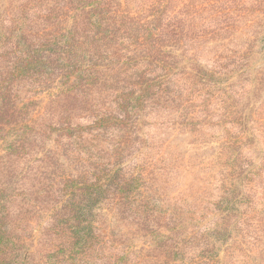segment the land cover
<instances>
[{"label": "rangeland", "instance_id": "1", "mask_svg": "<svg viewBox=\"0 0 264 264\" xmlns=\"http://www.w3.org/2000/svg\"><path fill=\"white\" fill-rule=\"evenodd\" d=\"M0 264H264V0H0Z\"/></svg>", "mask_w": 264, "mask_h": 264}, {"label": "trees", "instance_id": "2", "mask_svg": "<svg viewBox=\"0 0 264 264\" xmlns=\"http://www.w3.org/2000/svg\"><path fill=\"white\" fill-rule=\"evenodd\" d=\"M91 15H93V13H91ZM89 19V18H88ZM91 24H94L93 21H92V18H90V21H89ZM102 120H98L95 122V124H98L99 122H101Z\"/></svg>", "mask_w": 264, "mask_h": 264}]
</instances>
